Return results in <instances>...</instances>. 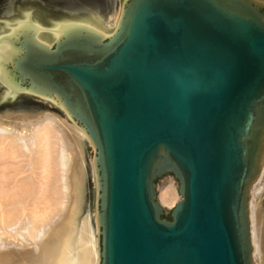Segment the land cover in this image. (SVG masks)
I'll return each mask as SVG.
<instances>
[{"label": "water", "instance_id": "1", "mask_svg": "<svg viewBox=\"0 0 264 264\" xmlns=\"http://www.w3.org/2000/svg\"><path fill=\"white\" fill-rule=\"evenodd\" d=\"M25 1L54 20L27 16L26 4L10 22L0 9L11 23L0 33V98L53 100L93 145L83 208L97 264H252L264 0H124L109 35L67 19L77 18L69 0H19L9 11ZM34 28L51 29L53 42ZM168 172L180 198L164 213L154 180Z\"/></svg>", "mask_w": 264, "mask_h": 264}, {"label": "bare ground", "instance_id": "2", "mask_svg": "<svg viewBox=\"0 0 264 264\" xmlns=\"http://www.w3.org/2000/svg\"><path fill=\"white\" fill-rule=\"evenodd\" d=\"M88 1H79L86 3L87 9L68 11L80 19L70 20L109 35L117 25L124 0L114 3L106 21L99 16L103 8L100 0ZM42 30L48 31L53 40L51 29L34 28V36L49 45L42 38ZM44 100L57 105L47 97ZM57 108L65 119L50 113L0 116V264H97V238L93 239L87 217L79 221L69 212L72 192L70 174L67 176L68 162L70 169L80 171L79 143L87 141L93 149L90 159L95 185L94 147L66 111L59 105ZM56 124L69 133L66 163ZM165 184L159 191L160 199L163 205L172 207L178 200L175 185L171 181ZM246 208L251 261L264 264V149L259 170L247 187Z\"/></svg>", "mask_w": 264, "mask_h": 264}, {"label": "rangeland", "instance_id": "3", "mask_svg": "<svg viewBox=\"0 0 264 264\" xmlns=\"http://www.w3.org/2000/svg\"><path fill=\"white\" fill-rule=\"evenodd\" d=\"M69 1H71V2L67 1L68 2L67 5L69 6V9H67V10L82 11L81 8H85V9L88 8L87 4L86 3H83V4L80 3L79 2L80 0H69ZM73 1L79 2V3H77V5H74V4H72ZM83 1L89 2L88 0H83ZM116 1L117 0H110V1L109 0H100L99 1L100 5L103 7V8L101 7L102 9L100 8L101 10L99 11L100 12L99 16L103 20L106 21L107 16L110 14V10L112 9V7ZM18 2H19V0H0V9L5 10V12L3 13L2 16H10L11 22L16 21L20 17L26 16V4H27L29 17H32L34 19L40 20V21L48 23V24H52L54 19H47L46 16H53V15H51L46 10H44L38 6H34L33 3H31L30 1H25L21 4H19L17 7V9H18L17 12L15 14H13V12L16 11V9L13 8L11 10V12H12L11 13L9 11V7H14ZM42 3L44 5H46L44 3V1H42ZM46 6H48V5H46ZM6 10H8L9 12H7ZM61 17L66 18L65 16H61ZM67 19H72V18L67 17ZM73 19L80 20L77 18H73ZM1 20H2V23L0 24V33L3 31L9 30V28L11 26V24L7 23L8 19H1ZM41 35H43L42 38L44 40H46L47 42H49L50 44L53 42V40L50 36V33L48 31L42 30ZM0 95H2V96L5 95L3 93V86L0 87ZM22 101L23 100L18 101V102H14V101H8L7 99L0 98V116L2 117V116L9 115L12 117H14V116L19 117V115H20L22 117V115H33V116H35L36 114H40V113H42V114H44V113L49 114L50 113L52 115L53 114L58 115L62 119L66 118L64 113L60 109H58L55 105L48 103L44 99H39V98L36 99L34 97H29L28 99H25V101L23 103H22ZM57 125L58 124H56V127H57ZM57 129H58L59 137L62 141L61 154L63 157V161L66 163V162H68V152H67V146L66 145H67V140H68L67 135L69 133L65 128L60 129L59 125H58ZM66 138H67V140H66ZM79 145L81 148L80 158H81V166H82L80 171L76 172L75 169H70L69 168L70 163L68 162L67 176L70 174L69 179L71 181V182L70 181L68 182V185L70 186V191L72 192L71 193L72 194L71 200L69 202V210H70L69 212L71 215H72V213L74 215H76L77 219L79 221L81 220L82 216H83V218L87 217V220H88L89 225L91 227V230L93 232V239L95 240L97 238L96 237V226L93 222L92 216H91V219H89L88 209L83 208V199L85 196L86 182L88 179L91 182L92 190H93V188H95L94 181H93V178H94L93 177V170H92L91 159H90L91 152L93 149L90 147V144L87 141L80 140ZM73 172H75V173H73ZM168 181L173 182V184L175 185L176 193H177L178 199H179L180 195L177 192V188H176L177 181H176V178L170 172L164 173L159 179L154 180L156 190H159L161 192L166 185L165 182H168ZM71 186H73V187L71 188ZM91 201H92L91 199H88V203H90L89 208H91V203H92ZM163 206H164V213H168L170 206L167 204H164ZM91 209H92V212L90 213V215L94 213V208H91ZM0 245H1V243H0Z\"/></svg>", "mask_w": 264, "mask_h": 264}]
</instances>
